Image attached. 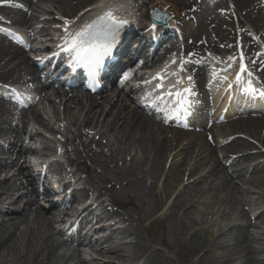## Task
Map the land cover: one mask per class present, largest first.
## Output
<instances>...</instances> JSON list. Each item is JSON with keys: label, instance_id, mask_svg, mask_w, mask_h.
<instances>
[{"label": "bare ground", "instance_id": "1", "mask_svg": "<svg viewBox=\"0 0 264 264\" xmlns=\"http://www.w3.org/2000/svg\"><path fill=\"white\" fill-rule=\"evenodd\" d=\"M41 32L42 31L38 33ZM89 105L90 110L88 109L89 111L85 114L84 119L80 117V115L75 111L70 110L68 105H66L64 109L65 112L63 114V121L61 120V123H66L71 127L79 128L80 132L91 131L94 133V136L96 137L91 135V133L89 132L79 133V138L86 139V141H82V144L86 148V150L89 149V144L91 145L92 142L95 143L94 138L97 137H103V141L107 139V137H105L106 135H110V139H115L116 142H122L123 140H126L127 142H130L132 145L136 146L139 152H141L145 156V159L151 162L150 170L154 171L152 174H150L152 175V177H149V180L151 182H154L155 172H157L158 174L163 173L164 164L166 163L171 153H173V157L169 163V172L167 174V176H170V180L169 182L168 180H165L164 184L168 186L171 193L173 192V190L175 191V184L177 182L179 183V180L182 179V176L186 171L184 163L188 158L191 159V157H193V152L197 149V147L193 146L194 144H196V141H192L186 146L181 147L180 139L182 136L180 134H177V140L170 144H167L165 140L161 139V137H163L164 135L163 130L156 127L153 123L147 122L146 120L142 119V117H140L134 110L128 107L129 105H126V103L123 104L119 109H117L116 105H113L107 115L105 114L104 110H101L100 114H98V110L94 108L97 105L96 101L89 102ZM77 108H79L78 111L82 114L86 112L81 103H78ZM115 110L116 113L114 112ZM55 121L60 122V116L58 115V113H55ZM36 123H38L41 127L45 128L48 131H53L54 134L57 133L63 136V138L65 137L64 135H62L63 133H61L60 130H55L53 126H51L48 121H44L40 117V115H38ZM78 124H80L81 127H76ZM236 127L253 139L259 141L264 147V134H262V131L264 132V122L251 121L249 124L241 122L236 124ZM63 132L64 134H66V129ZM29 135L39 138V136L33 132L27 133L25 137ZM41 141H43V139L40 138V142ZM103 141L102 144H98V146L100 148L106 149V146H103ZM23 143L24 140L21 144ZM67 144L70 145V142H67ZM240 145L241 143H236V141L228 143L223 148V151H225V155L219 158L221 159L220 161H222V159L224 161L229 160V158H227L229 150L236 151L235 154L243 152L244 148H242ZM244 147L248 148L250 147V145H244ZM32 152H36V150H32L31 148L21 145L19 147L18 155H24L27 157V160H31L33 159V156H31ZM248 157L249 155H244L242 158L235 160L233 162L235 163L233 167L234 169L229 168V170H232L230 172V175L227 171V174L224 175L223 179L220 177L221 173L219 172V169L212 167L209 176L215 178V183L213 182L211 183V185H204L201 191H225L227 196L223 201V204L231 205V196L235 198V194H241L242 192H245L242 186H250L254 182L263 183L264 179L262 178V176L247 179L246 177H244V172L246 171L245 167L239 169L246 164ZM92 158L95 164L101 166H105L108 162L111 165L117 163V160L114 159V154H112L109 160H106L104 162H101L99 160L97 162V158H95V156ZM215 158L216 155L214 153L210 154L206 147L202 146L201 160L196 164L202 165L204 164V162H206L207 159H209V161H213ZM191 160L194 161L195 159ZM141 164L142 163H140V165ZM216 164L220 166V162L217 161ZM137 165V163L133 162L128 168L122 170L119 173L120 175L118 179L124 181L129 178H134L135 181H138L137 177L141 175V173L145 174V172L140 170L141 168H139ZM223 168L224 170L227 169L226 166H224ZM223 168L222 171H224ZM262 168H264V163L262 165ZM25 173H28V183L30 184L29 187L35 186L36 179L32 178V175L28 170H26L24 174ZM196 173L197 172H193L189 175H194ZM43 174L44 173L40 171L38 178L41 179ZM45 174L47 176L44 175V179L45 181H48L49 169L46 170ZM228 176H231L232 178L229 181H227ZM234 179H238L237 181L239 183V186L233 185L235 182ZM128 184H130V182H128ZM1 185H6V183H0V187ZM193 186L197 185L194 184ZM185 187H188V185ZM8 190H13L15 192L16 187L9 188ZM44 192L47 193L48 190L45 189ZM74 196L75 194L73 193V199H71V203L73 202V204H76L78 203L79 199H76V196ZM80 196L81 198H83V196L85 195L83 192H80ZM171 196L172 194H167L165 197H162V201H165L169 197L171 198ZM180 197L181 195L176 197L170 207V210H178L182 213V218H189L194 209L191 208L192 205L190 206L188 204L189 202L179 207L178 199H180ZM192 198L189 201H192ZM19 200L20 198L15 202L18 203ZM34 204V199H28L24 209L18 214L19 216L12 218L9 223L5 221L0 223V264H85L76 262L74 254L60 255L58 253V251L63 248V243H60L58 240H56L54 236H52V234L48 231L49 224L46 220L37 215L32 222L29 221V215L34 212ZM186 207L188 208L186 209ZM90 214H92V212H90ZM259 218H261L260 220L264 219V213L259 215ZM241 221L244 223L243 225H235L231 227V229H229L228 232L230 240L228 241H235L239 243L244 249V252L241 254L243 255V259L246 261L245 264H264V261H261L259 258H257L259 250L264 248H254V244L262 245L260 243V240H262V238L248 232V229H246L245 227V223L247 224V227H250V225H248V223L246 222V217H241ZM20 226H25L26 230L18 234L17 232L19 231ZM136 237L138 238L137 235ZM226 243L228 242L226 241L225 243H222V241H219L212 244L211 241L203 239L197 234H194L191 237V251L194 256H198L200 252L205 251V253L200 258L202 261H206L208 259V253L214 251L216 252ZM233 257L234 255H231L230 260H232Z\"/></svg>", "mask_w": 264, "mask_h": 264}, {"label": "rangeland", "instance_id": "2", "mask_svg": "<svg viewBox=\"0 0 264 264\" xmlns=\"http://www.w3.org/2000/svg\"><path fill=\"white\" fill-rule=\"evenodd\" d=\"M231 1L235 5V7H237L240 10L241 5L235 0H231ZM248 4L250 3L247 2V5ZM242 15L247 19L246 11H242ZM253 18L254 16L252 15L250 16L249 19H253ZM245 21L251 22L250 20H245ZM112 150L117 152V156H119V159L122 160V162L125 161L126 159L131 158L129 157V154H127V152H121V153L119 152L120 150L121 151L125 150L124 147H120L119 149L112 147ZM128 152L130 153V149L128 150ZM132 154H134V152ZM146 170L148 171L147 167ZM86 185L91 186L88 183ZM118 193H117V198L121 200L126 198L127 193L120 192L119 190ZM261 193L264 194V190L263 192L261 191ZM131 196L133 197L134 194H131ZM188 197L190 196L189 195L183 196L184 200L182 201H186ZM223 197H224L223 195L218 194V199H221ZM257 197L261 201L259 209L264 210V197L262 195H259ZM103 199L107 201L110 200L108 197H104ZM211 203L212 200L209 197L204 198L202 200V203H200V206L198 207L195 206L193 210V214L189 218L182 220L183 221L182 226L187 228L186 230L187 233L183 235H181V233L177 231L176 227H174L173 229L174 231L171 233H167L157 224L153 225L148 231H144L143 228H141V233H142V239L140 240L141 246L145 248L150 255L156 256L158 253H160L158 257L160 261L163 262V264H222L223 262L227 263L231 255H234V257L228 264H245L246 261L243 259V255L241 254L244 251L242 248H240V244L235 241L234 243H232L233 245L231 244L232 246L230 248H227L226 246V248H223L218 252L214 251L208 253V259L206 261L204 260L202 261L200 258L203 255L202 252H200L201 254H199V257L197 256L195 257L189 250V248L191 247L189 241L190 236L191 234L195 233L196 230H199L200 227L203 228L204 226H209L211 227V231H213V234H215V239H217V237L221 232H224L229 227H231V225L233 224V220H235V218L237 219L239 216L238 214L245 208L244 205L237 206L236 201L233 203L232 206H230V208H222L221 212L225 210V212L230 216V220L218 219V216H214L213 219H211L212 215L209 218L199 217V215H201V213L205 211V205L207 204L210 205ZM218 209L219 207L216 208V210ZM149 210L150 211L153 210L152 204L150 205ZM195 222H198L199 225H196L193 228H191L192 227L191 225L195 224ZM23 229H24L23 227H20L19 231L21 232ZM251 230L253 231L254 229L251 228ZM199 235L204 239L209 238L208 235H206V233L204 234V232H202ZM164 241H166L170 245L168 249H165L161 246V244H163ZM215 241L216 240H213L212 243H214ZM154 251H156L155 254ZM132 252L135 257L142 256V253L137 248H133ZM182 259L183 260L185 259L184 262L181 261ZM150 264H156V263L150 259Z\"/></svg>", "mask_w": 264, "mask_h": 264}, {"label": "snow or ice", "instance_id": "3", "mask_svg": "<svg viewBox=\"0 0 264 264\" xmlns=\"http://www.w3.org/2000/svg\"><path fill=\"white\" fill-rule=\"evenodd\" d=\"M0 2H7V0H0ZM68 21H65L67 24ZM126 21H122L113 16L111 11H106L96 17L90 23H86L80 29H77L71 35L63 38V51L68 53L72 58V63L76 66L83 67L91 76H95L97 72L103 68L106 59H110L113 55V49L117 46L120 30ZM154 27V26H153ZM0 31H6L0 29ZM231 59H235L234 57ZM243 56H240V70L237 73L236 81L239 83L243 77L241 73H247L250 77L251 73L247 72V67L243 63ZM175 75V73H173ZM162 80L161 74H157L154 78ZM187 79L191 80V77ZM183 81H177L182 83ZM163 87L162 83H157L156 89ZM242 93L249 96L264 98V91L253 87L251 80L244 87L240 89ZM191 87L177 89L176 92L165 91L157 100H165L171 96L173 102L182 110L186 116L191 115L190 109L194 101L188 99L189 96H195Z\"/></svg>", "mask_w": 264, "mask_h": 264}]
</instances>
